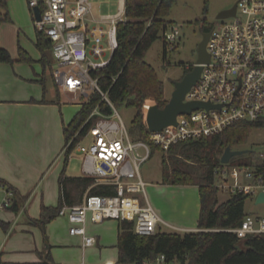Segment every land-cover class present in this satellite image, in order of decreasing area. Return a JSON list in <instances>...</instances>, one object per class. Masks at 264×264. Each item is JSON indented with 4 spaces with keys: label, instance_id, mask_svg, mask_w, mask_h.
Returning a JSON list of instances; mask_svg holds the SVG:
<instances>
[{
    "label": "built area",
    "instance_id": "built-area-1",
    "mask_svg": "<svg viewBox=\"0 0 264 264\" xmlns=\"http://www.w3.org/2000/svg\"><path fill=\"white\" fill-rule=\"evenodd\" d=\"M125 3L119 0L116 13H97L91 0H28L32 10L41 9V19L35 18V25L51 41L52 55L60 66L52 73L57 84L74 93L76 99L85 97L81 106L99 92L111 108L110 113L94 109L91 116L99 115V119L68 156L81 154V176L116 188L113 195L86 193L82 203L61 208L59 215L68 219L69 233L81 237L84 249L97 241L87 230L89 219L95 223L129 220L139 235L154 234L160 225L184 230L164 221L146 198L141 164L151 156L153 146L166 153L173 144L219 134L239 121L264 123V0H238L235 14L218 18L211 28L207 42L210 61L202 64L199 79L184 98L185 102L198 101L210 107L179 114L176 124L149 130L146 139H133L95 74L109 64L118 47L117 25L125 20ZM179 37L176 27L163 30L170 49ZM107 53L110 58L103 59ZM71 142L65 145V153ZM248 153L256 156L249 163H236L231 158L215 166V185L220 192L257 197L264 192V149ZM14 197L13 187L0 179V212L12 207ZM220 230L233 232L239 239L264 234V215L245 213L239 226ZM153 264H166L165 256Z\"/></svg>",
    "mask_w": 264,
    "mask_h": 264
},
{
    "label": "trees",
    "instance_id": "trees-1",
    "mask_svg": "<svg viewBox=\"0 0 264 264\" xmlns=\"http://www.w3.org/2000/svg\"><path fill=\"white\" fill-rule=\"evenodd\" d=\"M175 0H126L125 20L117 25L118 47L109 64L98 70L101 88L107 92L116 107H134L136 114V139H146L150 133L146 124L149 106L164 108L169 100L165 96V84L155 68L146 61V53L159 38L161 30L171 25L168 17ZM6 10V12H2ZM10 20L6 1H0V22ZM211 30L207 28L206 31ZM36 46L42 52L44 66L51 68V41L43 32H37ZM167 47V46H166ZM175 49V47H174ZM50 51V54H48ZM20 60L31 62L32 57L20 49ZM0 62L14 63L10 52L0 46ZM192 69V67L190 68ZM44 95L42 102L48 103L46 81L42 80ZM58 95H59V87ZM98 107L110 113L109 104L96 92L84 102L68 124H64L65 145L72 140L65 153V167L60 177L61 195L55 206H41L38 219L32 223L45 229L46 224L59 216L64 205L82 203L88 195H113L114 185L95 184V180L84 176L65 174L68 156L83 135L99 119L92 115ZM264 126L262 122L239 121L223 132L176 143L163 156V183L170 185H195L200 195V215L197 230H167L160 225L151 235H139L134 223L119 220V259L124 264H153L162 254L166 264H264V234L249 235L239 239L235 233L220 230L239 226L245 217V202L249 195H230L225 201L219 199L220 191L215 185L214 168L221 163L224 150L230 146L239 149L247 143L254 128ZM158 148L153 146L152 153ZM252 154V153H251ZM251 158L242 157L236 163H249ZM14 204L9 210L20 212L26 198L15 189ZM0 225L6 223L0 220ZM237 245H241L238 248ZM51 260L48 254L47 261Z\"/></svg>",
    "mask_w": 264,
    "mask_h": 264
},
{
    "label": "crops",
    "instance_id": "crops-1",
    "mask_svg": "<svg viewBox=\"0 0 264 264\" xmlns=\"http://www.w3.org/2000/svg\"><path fill=\"white\" fill-rule=\"evenodd\" d=\"M13 1L8 0L7 12L11 21L0 22V46L7 49L15 60L14 63L0 62V179L15 188L26 201L18 213L12 210L0 212V220L6 223L5 228L0 225V264H103L118 261L119 220L95 223L89 219L87 230L97 241L85 249L80 236L66 234L60 240L57 234H53V221L46 224L47 235L40 225L32 223L33 219L40 217L43 203L56 205L49 200L56 186L59 201L60 177L64 168L58 166L57 161L62 154L65 156V143L62 146L64 133L61 132L56 103L48 95V103L42 102L44 89L40 83L45 79V73L41 79L36 66L31 67L20 60V49L31 55L22 45L21 31L28 29L31 13L35 21L34 10L28 0ZM8 25L13 27L16 38L12 42L4 32ZM34 202L39 206V215L30 218L29 210ZM25 214L27 219L23 218ZM174 226L187 231L198 229ZM46 240L50 244L49 261L45 259L46 249L43 247Z\"/></svg>",
    "mask_w": 264,
    "mask_h": 264
},
{
    "label": "rangeland",
    "instance_id": "rangeland-1",
    "mask_svg": "<svg viewBox=\"0 0 264 264\" xmlns=\"http://www.w3.org/2000/svg\"><path fill=\"white\" fill-rule=\"evenodd\" d=\"M1 1V0H0ZM6 1V9H8V0ZM11 1V0H10ZM17 0H14L15 2ZM27 1V0H26ZM95 5L97 13H116L118 11L119 0H91ZM238 0H175L168 20L171 22L169 27H176L180 30V37L175 43V49L166 47L163 38V30L159 34V38L153 43L148 52L146 53V61H148L157 71L159 78L165 84V96L168 100L171 99L175 90V84L181 80L185 74L197 61L198 46L202 40L203 33L207 28H212L217 22V15L225 9L232 8ZM16 3V2H15ZM28 3V1H27ZM100 6V7H99ZM11 21L8 20V22ZM28 29L21 31L22 45L29 50L32 61L25 63L31 67H37L40 71V78H43L45 73V81L47 86V97L56 103L57 112L61 119V132H63L64 124H68L74 115L80 110L83 99H76L74 93L65 92L57 84L53 77V69L60 67L56 60L52 61V66H44L42 59V52L36 46L37 28L33 15L31 13L28 19ZM4 32L8 33V40L13 41L14 33L11 25L5 26ZM30 37V38H29ZM50 54V51H48ZM110 53H107L103 59H109ZM15 62V60H14ZM42 76V77H41ZM33 84V83H31ZM42 84V81L41 83ZM59 87V95L58 89ZM123 121L125 122L130 136L135 138L137 130L136 125L133 123L136 109L122 105L117 107ZM65 135L63 134L62 146L65 143ZM239 149L250 150L253 152H260L264 149V126H259L253 129L247 143L240 146ZM165 152L162 149H157L151 156L141 164V176L146 186V198L154 206L156 211L161 215L163 220L186 228H195L198 226V219L200 215V198L198 188L195 186L185 185H168L163 183V165L162 160ZM242 157L251 158V153H246L240 156H235L232 161ZM58 166L62 169L65 165V156L62 154L57 161ZM66 173L69 176L82 175V158L78 152L73 153L69 159ZM53 176V174H52ZM53 178V177H52ZM50 201L58 204L56 199L59 195V188L56 186L55 192L51 191ZM56 195V197H55ZM143 197H145L142 194ZM40 197V194H39ZM229 197L226 192H220L219 199L221 202ZM52 199V200H51ZM257 195L249 196L245 202V213L254 215H264V203H257ZM37 203V199L35 200ZM34 202L29 210L30 218L38 217L39 206ZM23 218L27 219L28 215L25 214ZM112 219H108L109 221ZM52 228L53 234H57L59 239L62 240L66 234H69V222L65 216H58L54 220ZM166 227V226H165ZM167 230H171L166 227ZM44 230V231H43ZM46 234L47 228L43 229ZM187 231V230H181ZM192 231V230H189ZM47 235V234H46ZM1 240V239H0ZM48 240L43 243L45 247ZM50 245V244H49Z\"/></svg>",
    "mask_w": 264,
    "mask_h": 264
},
{
    "label": "water",
    "instance_id": "water-1",
    "mask_svg": "<svg viewBox=\"0 0 264 264\" xmlns=\"http://www.w3.org/2000/svg\"><path fill=\"white\" fill-rule=\"evenodd\" d=\"M236 12V4L229 9L222 10L217 18H224L231 15H234ZM35 17L40 20L41 19V9L39 7L34 8ZM211 31L204 32L202 40L198 46V57L196 61V66L189 72L185 74V76L176 82L175 90L172 94L171 99L166 104L164 108H160L158 105H151L148 107L146 112V124L150 131L161 130L162 128L176 124L177 116L179 114L190 113L192 110L198 109L200 107H210L208 103L193 101V102H185L184 98L186 93L190 90V88L197 82L200 77L202 71V64L210 61V54L207 50V42L210 37ZM251 152L250 150H242V149H232L228 146L221 157V162L227 163L229 160L235 156H240ZM257 203L264 202V192H261L257 197ZM238 248H241V245H237ZM45 259L47 258L49 251V244L46 243L45 247Z\"/></svg>",
    "mask_w": 264,
    "mask_h": 264
},
{
    "label": "flooded vegetation",
    "instance_id": "flooded-vegetation-1",
    "mask_svg": "<svg viewBox=\"0 0 264 264\" xmlns=\"http://www.w3.org/2000/svg\"><path fill=\"white\" fill-rule=\"evenodd\" d=\"M210 30H208V31H204V32H209Z\"/></svg>",
    "mask_w": 264,
    "mask_h": 264
}]
</instances>
